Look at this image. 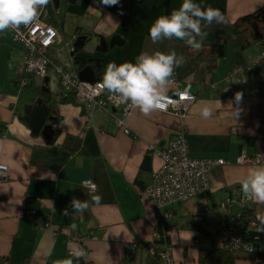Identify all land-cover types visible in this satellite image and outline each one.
Wrapping results in <instances>:
<instances>
[{
    "label": "crops",
    "instance_id": "obj_1",
    "mask_svg": "<svg viewBox=\"0 0 264 264\" xmlns=\"http://www.w3.org/2000/svg\"><path fill=\"white\" fill-rule=\"evenodd\" d=\"M69 1L52 0L45 9L44 21L60 33L47 52L51 64L46 78L27 75L25 46L10 30L0 33V165L9 168L8 178L0 182V264H55L68 259L74 234L87 238L78 243L87 255L74 264H154L145 247L154 242L159 229L163 232L162 226L172 230L173 264H199L200 247L210 244L207 234L215 233L217 225L239 224L244 208L256 209L254 216L264 215V204H237L243 196L240 180L249 168L264 166V42L244 48L234 28L239 18L264 7V0H194L202 8L219 9L226 18L224 24L203 28L208 33L203 47L227 42L223 54L203 57L180 40L153 44L149 37L154 21L178 9L183 0H119L116 6H105L101 0ZM114 35L124 44L103 51L100 37ZM80 37L88 40L75 50ZM157 51L185 57L174 77L197 97L188 114L156 111L144 116L135 109L126 133L109 114L95 112L89 117L73 94L63 100L70 93L64 92L59 69L79 76L85 69L78 70L74 58L119 65ZM172 92L169 86L166 94ZM39 99L50 109L48 124L54 128L50 143L21 119L23 105H36ZM203 102H211V119L200 116ZM234 109H239L237 119ZM183 131L191 157L224 159L229 164L212 169L208 194L159 208L145 194L162 167L159 158L150 156V148L164 149ZM243 154L260 163L239 165ZM85 180L97 190L84 187ZM93 195L102 197L101 206L73 214V198L90 202ZM228 197L230 201H224ZM222 203L240 208L226 211L216 224L206 222L203 212L210 213L211 208L214 212ZM66 208L68 216L63 214ZM167 213L173 219H166ZM47 221L51 228L44 229ZM254 227L250 229H261ZM134 243L140 246L132 253L128 247Z\"/></svg>",
    "mask_w": 264,
    "mask_h": 264
},
{
    "label": "clouds",
    "instance_id": "obj_2",
    "mask_svg": "<svg viewBox=\"0 0 264 264\" xmlns=\"http://www.w3.org/2000/svg\"><path fill=\"white\" fill-rule=\"evenodd\" d=\"M51 2L52 0H0V33L18 31L21 26L31 27L38 21L41 11ZM101 3L105 6H116L119 0H101ZM213 23L217 25L226 23V18L219 9L211 6L202 8L194 0H183L178 9L168 15H161L154 21L149 28V37L153 44L176 39L198 51L208 36L203 28ZM184 63L185 57L177 55L175 51L167 54L157 51L151 55L141 53L135 63L125 62L119 65L115 62L108 63L102 80L95 87L109 93L117 103L134 110L138 109L144 116H149L153 112L163 110L169 103L166 94L168 87L174 83L175 69ZM178 95L181 101L192 99L189 89ZM241 99L242 93H236L235 100L239 102ZM203 103L205 106L200 109V116L205 120L211 119L213 116L211 102ZM232 116L237 119L239 109L232 110ZM243 159L241 156L238 163ZM84 184L92 182L85 180ZM240 190L245 200L264 204V166L249 168L246 176L240 180ZM101 201L100 195H93L90 202L73 198L70 206L73 214L83 213L92 206H101ZM63 214L69 215L67 208ZM256 220L264 225V215L258 214ZM71 228L75 230L76 225L72 224ZM69 248L70 258L57 260L55 264H74V261L87 255L76 242H71Z\"/></svg>",
    "mask_w": 264,
    "mask_h": 264
},
{
    "label": "built area",
    "instance_id": "obj_3",
    "mask_svg": "<svg viewBox=\"0 0 264 264\" xmlns=\"http://www.w3.org/2000/svg\"><path fill=\"white\" fill-rule=\"evenodd\" d=\"M45 9L41 11L38 21L31 27L25 28L21 26L18 31L11 30L14 39L22 43L26 48V74L38 78L45 77L47 67L50 64L47 56L48 49L60 39L59 31L44 21ZM76 39L77 36L74 37V40ZM59 71L64 92L73 94L76 102L86 110L89 117L95 112L109 114L121 129L126 133L129 132L127 123L128 119L133 115L134 109L117 103L109 93L96 88L95 85L100 81L94 83L83 82L75 72H64L62 69H59ZM173 81L174 83L170 85L173 88V92L167 94L169 103L163 110L158 111L178 116L186 115L196 102L197 97L190 92L192 99L190 101H181L178 93L184 91L183 84L177 77H173ZM114 112H118L119 116L114 114ZM184 131L164 149L150 148V156L159 158L162 161V167L153 174V184L145 190V194L159 208H166L174 203H184L200 195L208 194L211 189L209 178L212 169L229 164L224 159H195L191 157L189 143ZM242 156L244 159L238 163L239 165H258L260 163V160L252 159L246 154ZM8 175L9 168L6 165H0V182L5 181ZM83 186L92 192L97 190V185L93 182L92 184H84L83 182ZM248 202L243 196L237 200V204L241 205ZM232 203L236 204L235 201L230 202V204ZM227 207V204L221 205V208L225 210ZM166 219H173V214L167 213ZM39 222L37 221V223ZM42 225L44 229L51 228V224L48 221L43 222ZM162 228H164L163 232H157L155 238V240L163 241L162 244L157 245L160 248L157 253L160 257L159 264H173V247L169 243L172 230L164 226ZM215 230L224 239L223 244L231 247L239 245V241L230 233V224L228 222L220 223ZM86 239L80 234H74L70 237V240L76 243H82ZM155 240L145 247L147 253L151 254L152 257L157 252ZM139 246L134 243L130 244L128 248L134 253Z\"/></svg>",
    "mask_w": 264,
    "mask_h": 264
},
{
    "label": "trees",
    "instance_id": "obj_4",
    "mask_svg": "<svg viewBox=\"0 0 264 264\" xmlns=\"http://www.w3.org/2000/svg\"><path fill=\"white\" fill-rule=\"evenodd\" d=\"M234 28L238 31L241 39L242 45L244 48L255 46L264 42V7L258 9L254 13L245 15L239 18L234 23ZM87 38V37H85ZM183 42V41H182ZM227 42L216 43L211 46L202 47L198 51H193L194 55L200 57L220 55L223 54L224 47ZM189 49V48H188ZM74 64L78 70H82L87 66L91 65L96 73L98 81H101L103 74L106 68V65L103 61L93 60L86 62L82 59L74 58ZM71 93L68 98L63 99L65 102L70 98ZM75 98V96H74ZM257 210H251L250 208H244L241 213L240 223L239 224H230V233L238 241L239 245L236 247L227 246L222 242L224 239L219 236L216 230L215 233H208L207 239H209V245L207 247H200V259L199 264H237L238 261L246 262H255L258 264H264V225H261L257 220L254 214ZM258 215V214H257ZM198 219V218H196ZM258 222V223H257ZM253 224L254 228H261L260 230H252L250 226ZM160 228V227H159ZM161 232V229L158 231ZM262 234L261 236H254L253 233ZM214 236L217 239H214ZM162 240H155L156 251L154 257L148 253V257L151 262L154 264L160 263V257L158 256L157 245L162 244ZM251 249V251H250Z\"/></svg>",
    "mask_w": 264,
    "mask_h": 264
},
{
    "label": "water",
    "instance_id": "obj_5",
    "mask_svg": "<svg viewBox=\"0 0 264 264\" xmlns=\"http://www.w3.org/2000/svg\"><path fill=\"white\" fill-rule=\"evenodd\" d=\"M69 2L74 4L76 0H70ZM86 39L88 40V38L80 37L74 45L75 50H77L80 46L82 47L84 45L82 41ZM123 44L124 41L119 35H114L110 39L100 37V46L103 51H107L108 48H115L116 46H121ZM80 78L82 81L90 83H94L97 81L94 71L91 67H87L83 71H81ZM21 119L28 122L30 128L32 129V132L36 134H42L48 143L52 141L54 128L52 125L48 124L49 121H52V117L50 116V109L46 105H43L41 99L37 101L36 105H23ZM253 235L261 236L262 234L254 232Z\"/></svg>",
    "mask_w": 264,
    "mask_h": 264
},
{
    "label": "rangeland",
    "instance_id": "obj_6",
    "mask_svg": "<svg viewBox=\"0 0 264 264\" xmlns=\"http://www.w3.org/2000/svg\"><path fill=\"white\" fill-rule=\"evenodd\" d=\"M194 105V104H193ZM192 105V106H193ZM191 106V107H192ZM191 109V108H190ZM190 111V110H189ZM189 153H190V149H189ZM227 199V198H226ZM224 200V201H228L229 200V197H228V199L227 200ZM230 201V200H229ZM223 204V203H222ZM222 204H219V206H220V208H218L217 210H215L214 212H213V208H211L210 210V213H208V212H203V214L205 215V219H206V222H215V224L217 223V222H219L222 218H225L226 217V215H225V213H226V211H228V212H232V210H234L236 207L237 208H240L239 206H234V204L232 205V206H228L227 207V209L225 210V209H223V208H221V205ZM226 204H228V203H226ZM180 207V206H179ZM204 217V216H203ZM199 218H201V216L199 217ZM204 224V223H203ZM214 224V223H213ZM214 239H217V237L216 236H214ZM174 252V251H173ZM173 261H174V259H173Z\"/></svg>",
    "mask_w": 264,
    "mask_h": 264
},
{
    "label": "bare ground",
    "instance_id": "obj_7",
    "mask_svg": "<svg viewBox=\"0 0 264 264\" xmlns=\"http://www.w3.org/2000/svg\"><path fill=\"white\" fill-rule=\"evenodd\" d=\"M44 16H45V12H44ZM50 25H51V24H50ZM10 31H11V30H10ZM17 42H18V41H17ZM19 43H20V42H19ZM21 44H22V43H21ZM50 64H51V63H50ZM50 64H49V65H50ZM49 65H48V66H49ZM46 76H47V75H45L44 78H46ZM79 78H80V76H79ZM80 79H81V78H80ZM81 81H82V80H81ZM83 82H85V81H83ZM195 159H198V158H195Z\"/></svg>",
    "mask_w": 264,
    "mask_h": 264
}]
</instances>
